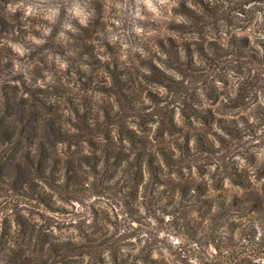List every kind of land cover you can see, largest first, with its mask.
I'll return each instance as SVG.
<instances>
[{"label":"rangeland","instance_id":"374dc122","mask_svg":"<svg viewBox=\"0 0 264 264\" xmlns=\"http://www.w3.org/2000/svg\"><path fill=\"white\" fill-rule=\"evenodd\" d=\"M232 35L264 0H0V264H264V208L219 202L264 133L197 144L253 97Z\"/></svg>","mask_w":264,"mask_h":264},{"label":"trees","instance_id":"16d2710c","mask_svg":"<svg viewBox=\"0 0 264 264\" xmlns=\"http://www.w3.org/2000/svg\"><path fill=\"white\" fill-rule=\"evenodd\" d=\"M217 50L223 55L234 54L237 56L236 63L249 70L246 78L240 79L239 82L245 84L249 81L252 85L253 97L247 99L246 96H237L229 102L223 103L219 108V115L213 108H196L197 116L201 120L203 126H217L220 130L214 131L215 139L204 133H197V144L205 151L214 152L215 145L213 141L229 145L232 141L237 140L236 146L243 147L240 142L248 137V141H255L259 137V132L264 133V37H256L251 39L248 35H232L228 39V45L218 43ZM250 77V80H249ZM258 85L257 84H261ZM261 97V98H260ZM260 98V99H259ZM235 110L233 115L231 110ZM247 110V111H246ZM252 150L247 156L240 157L244 163L234 159L229 163V173L225 175L229 182L237 188L236 192L230 198L224 197L219 202L222 205L229 204L241 212H249L255 209L264 208V139L259 144L256 142ZM261 147L263 150L256 149ZM152 165L153 159L147 158ZM143 161V159H142ZM154 166V165H153ZM14 177L11 183L15 182ZM15 180V181H14ZM10 183V184H11ZM12 189H16L13 183ZM19 191L23 196L30 195L24 191ZM206 191V190H205ZM242 191L241 193H239ZM47 207V201L43 200ZM245 242L250 243L253 249L262 254L264 259V243L258 241L254 234L245 236Z\"/></svg>","mask_w":264,"mask_h":264}]
</instances>
